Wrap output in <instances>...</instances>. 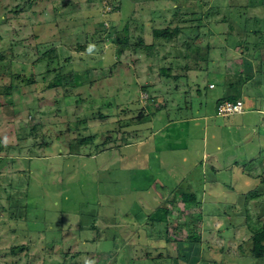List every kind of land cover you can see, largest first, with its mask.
Here are the masks:
<instances>
[{"label": "rangeland", "instance_id": "obj_1", "mask_svg": "<svg viewBox=\"0 0 264 264\" xmlns=\"http://www.w3.org/2000/svg\"><path fill=\"white\" fill-rule=\"evenodd\" d=\"M116 1L0 0V264H264L237 228L250 209L255 221L251 197L264 199V8L217 0L196 32L185 10L193 0L179 18L171 0H139L152 13L135 0L118 11ZM176 25L187 37L154 59L118 56L109 39L150 42L151 27ZM196 36L213 50L209 64L173 60L172 48ZM51 47L58 61L44 56ZM85 70L88 84L63 90L59 75ZM227 81L243 114L217 115ZM141 110L155 115L137 120ZM132 131L139 137L117 147ZM77 136L89 138L79 152L68 145ZM182 192L196 196L195 213Z\"/></svg>", "mask_w": 264, "mask_h": 264}, {"label": "trees", "instance_id": "obj_2", "mask_svg": "<svg viewBox=\"0 0 264 264\" xmlns=\"http://www.w3.org/2000/svg\"><path fill=\"white\" fill-rule=\"evenodd\" d=\"M132 1H134V0H132ZM135 1H137V3L140 5L138 7L139 12L144 11V10H146L147 12H151V13L153 12L150 9L144 8V6H143L145 4L144 1H142V2H140L139 0H135ZM171 1L174 2V5H175V6L169 8L171 15L179 18L181 11H182V6L185 5L184 2H187V1L191 2L192 0L191 1L190 0H171ZM224 1L227 3L228 1H231V0H224ZM116 2L118 3V5L116 7L118 9V11L122 10L123 0H118ZM193 2L195 3V5L193 4ZM214 2H217V0H196V1L193 0L190 3V6H186L185 10L190 11L189 15H190L191 21H196V25H195V27H193V30H196V32H198L202 27L204 28V26H202L200 28L199 24L202 22V20L209 18V15L204 14V12L206 11L208 13V11L214 10V7L207 8V10H206L207 5L212 4ZM196 3H197V5H196ZM254 5H259V7H262V9H263L264 8V0H248L247 4L242 9L244 10V9H249V8L255 7ZM14 7H12L11 11L17 12V10L20 9L18 5L14 6ZM229 7H230L229 9H231V4L229 5ZM261 19L264 20V16L261 17ZM137 23H138V27H139L137 30L139 32L142 31V33H143V30L145 28V24L139 20L137 21ZM100 25L103 26L102 23H100ZM210 26H212V25H210V23H209L207 25V28L209 27V29H208L209 34L213 35L214 32L211 30ZM105 32L107 33L106 37H108V34H109L108 29L105 30ZM150 32H151L150 42L145 41V39H144L145 36L144 37L143 36L137 37L135 40H133V42L131 40H128V42H126V43H119L117 41V39H115V38L109 37V39L111 40V42L113 44L116 45L115 50L117 51L118 56L121 55L124 51L129 50L131 53L135 54L136 56H139L140 54L143 53L145 59L149 60V59H154L158 55L157 54L158 51H156V49L165 48V45L167 43H169L173 39H177V37L180 35L187 37V35L183 34V28H180L177 25L174 26L173 28H170L169 26H167L165 28L151 27ZM243 32H244L243 34H245L248 31L245 28ZM60 38H62V37H60ZM58 50L60 51L61 49L51 47L48 50V52H45L44 56H46L47 59H49L51 61H56V60L58 61V58L60 57L59 55H61L58 52ZM172 50H173V60L180 59L182 57L186 60L187 63H189V62L195 63V64L203 63L206 66L209 64V60H210L209 56H210V53L213 51V50H210V47L208 45L202 46V45L198 44L197 43V36L194 37L193 39L189 40L188 42H185L183 44V48H181V49L177 48L176 49V47H175V48H172ZM25 54H24V56H26ZM36 55H38V52L36 53ZM163 57L165 58V56H163ZM0 59H3V58L0 56ZM60 64L62 66L64 63H60ZM176 68L179 69V66L177 65ZM185 68L186 67H184V69ZM260 68H259V70H261ZM169 72H170V69H166V70L160 69L161 76L165 79L169 78V76H170ZM242 72L244 73L246 71L243 70ZM242 72L240 74L238 73L237 75L234 76L235 80H237L239 82V84L244 81V80H241V78H240L242 75ZM224 75H226V74H224ZM90 76H91V74L89 73V71H86V70L81 71V72L69 71L66 74L59 75V81L61 83V87L63 88V90L67 91L69 89H76V88L83 86L84 84H88L90 82ZM248 77L249 78L246 77L244 79L246 81L248 79H250L251 78L250 73H249ZM237 85L238 84L236 83V81H235V84L228 82V81L224 83V87L226 86L227 89L224 92H222L223 93L222 97H219L218 100L216 101L217 102L216 103L217 115H219L218 114V107L221 104H224V103L235 104L238 101L242 102L241 100H239L240 97L236 96V92H237L236 90H238ZM208 86L210 87V86H212V84H209ZM208 86H207V88H208ZM9 88H11V87H9ZM9 88L6 87L4 89H9ZM150 88H151L150 85H146V86H142L141 89L145 94H148V92L150 91ZM197 93H198V91H197ZM66 97L68 98V95H61L60 99L62 102H60V103L62 106H65L64 101L66 100ZM76 97L77 98H75V103H74L75 106H77L78 103H79V105L81 103L79 96H76ZM146 98H147V95H146ZM89 103H92V102H89ZM135 103H136V105L139 104L138 102H135ZM144 108H145V106H144ZM146 108L149 109V105H146ZM142 112H143V110L138 112L137 120H139L140 118H142V119L145 118L144 120H146V119L151 120V118L154 117V115H155V113H150V114H148V116H146V114H144V112L143 113ZM243 113H244V110H243ZM243 113H241V114H243ZM98 114L100 117H103L100 115L99 111H98ZM83 118H84V115H83ZM35 127H37V125H35V124L30 126V130H29L30 132H29V134H27L29 137L33 135ZM136 132L137 131H132L129 133L122 134L123 136L121 135V139L123 140L124 143L117 146V147H123L124 145H128L129 140H127V139L129 137H134V138L139 137L138 132L137 133ZM24 139H26V137H22L21 139H19V141H23ZM87 141H89V138L83 137V136L82 137L77 136L75 138V143H73V141L70 140V142H68V145L70 148L75 147L74 148V149H76L75 151L79 152L80 151L79 145H85V143ZM42 143H43V139H41L39 146H41ZM0 148H1V145H0ZM106 149L107 148H105V150ZM1 161H2V158H0V162ZM251 163L252 162H250V165H251ZM246 166L247 165H244V167H246ZM248 177H250V176H246V178H248ZM259 188H264V178L263 177L260 178ZM261 198L262 197H259V194H255L253 197H251V202H253L252 205H254L257 208L256 211L253 212V214L256 213L254 215L255 221H253V223H252V221L250 220L251 214H252V210L250 209V211H249L250 213H248V216L239 217L240 218L239 225L237 226V228H239V229L242 228V226H244L243 227L244 231H247L251 235V236H249L248 242H247L248 255L251 257V259H264V199L262 200ZM255 199H256V201H255ZM180 201H181V203L185 209L188 208L186 210L184 209L185 211L190 209L189 210L190 214L195 213L197 211V209H199V203L197 202L196 196L190 192L189 193L188 192H182ZM174 203L175 202H171L170 205L166 207L167 210H165V212H164L166 215L165 217H167V216L169 217L173 213V212H171L170 208H171V205ZM193 206L196 208L192 209ZM189 212H188V214H189ZM14 219L16 220L17 216ZM20 220H21V218H20ZM209 231L210 230H208V232ZM188 238H190V237L188 236ZM171 240L176 241L175 238H171ZM248 243H250V244H248ZM23 249L28 250V246L27 245H22L19 247L14 246L11 248V251L16 252L17 250L21 251ZM63 253H64V251H63ZM62 264H64V261Z\"/></svg>", "mask_w": 264, "mask_h": 264}, {"label": "built area", "instance_id": "obj_3", "mask_svg": "<svg viewBox=\"0 0 264 264\" xmlns=\"http://www.w3.org/2000/svg\"><path fill=\"white\" fill-rule=\"evenodd\" d=\"M241 113H243V104L240 101L236 102L235 104L224 103L218 107V114L220 116L227 117Z\"/></svg>", "mask_w": 264, "mask_h": 264}, {"label": "crops", "instance_id": "obj_4", "mask_svg": "<svg viewBox=\"0 0 264 264\" xmlns=\"http://www.w3.org/2000/svg\"><path fill=\"white\" fill-rule=\"evenodd\" d=\"M249 66H251V64H249ZM253 74V73H252ZM252 76V75H251ZM252 78V77H251ZM253 78H254V76H253ZM239 100H241V98L239 99ZM242 101V100H241ZM242 103H243V105H244V102L242 101Z\"/></svg>", "mask_w": 264, "mask_h": 264}, {"label": "clouds", "instance_id": "obj_5", "mask_svg": "<svg viewBox=\"0 0 264 264\" xmlns=\"http://www.w3.org/2000/svg\"><path fill=\"white\" fill-rule=\"evenodd\" d=\"M243 104V103H242Z\"/></svg>", "mask_w": 264, "mask_h": 264}]
</instances>
